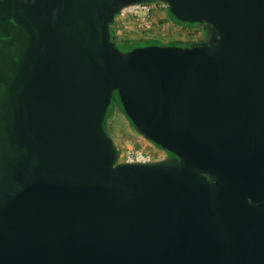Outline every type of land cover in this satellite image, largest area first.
Returning <instances> with one entry per match:
<instances>
[{"label":"water","instance_id":"water-1","mask_svg":"<svg viewBox=\"0 0 264 264\" xmlns=\"http://www.w3.org/2000/svg\"><path fill=\"white\" fill-rule=\"evenodd\" d=\"M150 1L206 40L119 50ZM0 264H264V0H0Z\"/></svg>","mask_w":264,"mask_h":264},{"label":"rangeland","instance_id":"rangeland-1","mask_svg":"<svg viewBox=\"0 0 264 264\" xmlns=\"http://www.w3.org/2000/svg\"><path fill=\"white\" fill-rule=\"evenodd\" d=\"M167 12V4L166 7L159 8V10L154 12L153 26L150 30L140 29L133 18L126 17L119 21L118 35L115 33L114 35L118 36V38L122 37L123 39L132 41L150 40L162 44L194 42L204 37L205 32L202 29L204 25L188 27L183 24H176L171 20ZM143 43L118 44V47L120 49H127L135 45H142ZM104 129L118 150L117 163L122 162L121 160L126 149L142 151L149 155L152 161L161 160L164 156L162 149L154 146L135 131L128 118L120 110L119 105L114 101L105 117Z\"/></svg>","mask_w":264,"mask_h":264},{"label":"built area","instance_id":"built-area-1","mask_svg":"<svg viewBox=\"0 0 264 264\" xmlns=\"http://www.w3.org/2000/svg\"><path fill=\"white\" fill-rule=\"evenodd\" d=\"M164 6L166 7V4L159 1L135 3L125 6L115 14L112 26L118 29L119 21L126 17H131L135 20L140 29L150 30L153 26L154 12ZM121 161L126 163H147L151 162L152 159L142 151L126 149Z\"/></svg>","mask_w":264,"mask_h":264},{"label":"trees","instance_id":"trees-1","mask_svg":"<svg viewBox=\"0 0 264 264\" xmlns=\"http://www.w3.org/2000/svg\"><path fill=\"white\" fill-rule=\"evenodd\" d=\"M168 16L171 18V20H173L174 23L176 24H183V25H186L188 27H193L194 24L196 23H193V22H182L180 20H178L177 18H175L168 10ZM115 16V15H114ZM114 19V18H113ZM114 21V20H113ZM113 21L109 24V29H110V36L112 38V40L116 43V46L119 50L121 51H129L133 48H136V47H141V46H150V45H162V43H159V42H155V41H150V40H139V41H132V40H127V39H123L122 37L121 38H118V36L114 35V27L112 26V23ZM133 42H144L142 45H135L133 47H129L127 49H120L118 47V44H122V45H130L131 43ZM196 44V42H193V41H188V42H185V43H169L167 45L169 46H179V47H190L192 45ZM116 102L118 105H119V108L120 110L123 112V109H122V106L120 104V101H119V98H118V95H117V92L116 90L113 91V95H112V101H111V104L112 102ZM110 104V106H111ZM110 106L108 107L107 109V112H106V115L107 113L109 112V109H110ZM124 113V112H123ZM105 115V117H106ZM131 123V122H130ZM132 125V124H131ZM133 126V125H132Z\"/></svg>","mask_w":264,"mask_h":264},{"label":"flooded vegetation","instance_id":"flooded-vegetation-1","mask_svg":"<svg viewBox=\"0 0 264 264\" xmlns=\"http://www.w3.org/2000/svg\"><path fill=\"white\" fill-rule=\"evenodd\" d=\"M201 25H204V24H199V23H196V24H194L193 26H201ZM203 30H204V32H205V35H204V37H201V38H199L198 40H196V41H194V42H196V43H198V42H203V41H205L206 40V26L204 25V27L202 28ZM148 142H150V141H148ZM151 143V142H150ZM151 144H153V143H151ZM154 145V144H153ZM154 146H156V145H154ZM158 147V146H157ZM159 148V147H158ZM161 149V148H160ZM162 151H163V153H164V156H163V158L162 159H164V158H170V157H174L171 153H169V152H167V151H165V150H163L162 149Z\"/></svg>","mask_w":264,"mask_h":264},{"label":"crops","instance_id":"crops-1","mask_svg":"<svg viewBox=\"0 0 264 264\" xmlns=\"http://www.w3.org/2000/svg\"><path fill=\"white\" fill-rule=\"evenodd\" d=\"M113 31H114V33H115L116 35H118V34H117L118 29L114 28ZM167 44H169V43H163L162 45H167Z\"/></svg>","mask_w":264,"mask_h":264}]
</instances>
